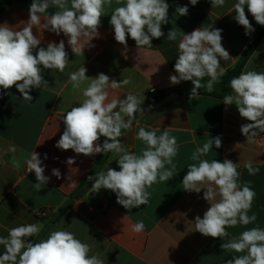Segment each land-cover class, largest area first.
I'll return each instance as SVG.
<instances>
[{"label":"crops","instance_id":"0c3cea01","mask_svg":"<svg viewBox=\"0 0 264 264\" xmlns=\"http://www.w3.org/2000/svg\"><path fill=\"white\" fill-rule=\"evenodd\" d=\"M166 2L169 4V22L162 25L165 36L154 38L151 47L138 49L130 37L126 49L115 41L109 21L112 11L123 6V0L120 3L112 0L111 6L105 7L99 38L91 41L93 47H86L84 55L71 52L68 38L63 33L57 36L46 29L33 28L38 38L43 36L38 47L64 40L69 64L63 73L43 70L48 85L32 89L31 102L24 100L14 86L7 91L0 89V237H7L11 228L22 224L40 226V233L29 238L34 243L46 239L54 230H66L87 243L91 248L89 255H98L104 264H226L233 256L246 254L223 251L220 245L252 227L264 228V133L254 142L247 141L240 131L241 125L247 122L240 117L236 106L225 105L214 95L218 83L212 92L201 88L190 99L192 82L173 85L169 78L176 74L174 65L179 54L178 44L184 33L202 26L222 29V45L233 57L228 61L221 60V66L227 72L244 54L254 37L257 23L246 8L247 18L255 31L245 35L244 27L234 19L233 5L237 0H225L223 6L214 8L210 0H198L195 6L190 0ZM31 3L32 0H28L7 8L0 14V24L7 22L16 28L23 27L29 20ZM185 5L188 14L179 16L176 8ZM54 11L50 8L48 14ZM172 29L177 33L175 41L167 39V33ZM82 66L86 67L89 80L80 89H74L69 74ZM246 71L264 72V37L245 65L243 72ZM99 73L117 82L130 80L127 86L110 89V92L119 99L126 98L129 93L141 100L145 98L142 105L161 91L176 87L183 91L136 116L131 130H122L119 137L122 146L136 154L146 147L136 139L141 127L158 129L157 135L167 129L176 137L178 145V154L173 159L176 166L174 177L153 184L148 189L151 194L148 204L131 210L119 205L111 190L93 192L92 186L85 188L79 198L71 199L98 167L96 158L101 154L85 156L55 146L64 131V115L72 107L79 106L84 99L82 89ZM208 79L205 77L201 83L206 84ZM217 136L221 138V147L213 145L201 159L220 162L229 159L237 163L240 183L248 184L255 192L249 215L257 217L247 226L228 228V236L222 239L205 237L196 231L195 218H203L210 205L203 199V189L200 193L188 192L182 185L187 166L194 163L190 159L192 153ZM104 139L100 138L101 145ZM10 145L15 146V152L8 151ZM33 151L40 154L42 166L46 165L44 175L50 177L40 191L34 187L37 183L35 173L28 172L25 162ZM45 154L47 159H44ZM69 158L75 163L68 164ZM118 158L117 154L110 152L106 162L99 166L98 173L106 172L108 168L119 171ZM249 161L253 168L259 169L255 175H250L244 166ZM52 169H59V179L52 175ZM42 209H47L46 217L38 216ZM139 221H143L145 228L141 233H134L131 226ZM3 251L0 245V254Z\"/></svg>","mask_w":264,"mask_h":264},{"label":"clouds","instance_id":"9594fccd","mask_svg":"<svg viewBox=\"0 0 264 264\" xmlns=\"http://www.w3.org/2000/svg\"><path fill=\"white\" fill-rule=\"evenodd\" d=\"M197 3L198 0H190L193 6ZM210 3L212 8L220 7L225 0H210ZM111 4L112 0H32L29 20L23 27L16 28L7 22L0 24V89L7 91L14 86L24 100L31 102L32 89L48 85L43 70L63 73L69 64L64 40L38 47L43 36L38 38L33 28L46 29L57 36L63 33L68 38L71 52L84 55L86 47H93L91 41L99 38L101 18L105 15V7ZM50 8L55 11L48 14ZM246 8L256 23L264 26V0H237L233 5L234 19L244 27L245 35H250L255 29L247 18ZM188 11L187 5L176 8L179 16L187 15ZM168 13L166 0H123V6L112 11L109 21L115 41L126 49L130 37L138 49L151 47L154 38L165 36L162 25L169 22ZM222 31L202 26L191 33H184L179 41V54L174 65L176 74L169 79L173 85L191 81L194 87L190 99L201 88L212 92L214 85L226 73L221 60L228 61L233 57L222 45ZM167 39H177L174 29L167 33ZM86 72V67L82 66L69 74L68 79L74 89H80L89 80ZM205 77L209 79L203 84L201 81ZM130 82L128 79L121 82L110 80L104 73L91 78L82 89V102L64 115V131L55 145L60 150L71 149L85 156L108 152L117 154L119 171L108 168L106 172L96 173L87 179L93 181V192L111 190L116 195V202L128 210L148 204L151 195L148 189L155 183L174 177L176 166L173 159L178 154L177 139L167 129L157 135L158 129L139 128L136 139L146 145L140 154L129 152L122 146L119 139L122 130H131L136 114L145 111L141 107L145 98L141 100L129 93L126 98L119 99L110 89H119ZM229 83L233 94L224 96L223 103L234 104L240 117L248 121L241 125L240 131L248 142H254L264 133V72H241ZM101 137L105 138L102 145L99 143ZM213 145L221 147L219 136L210 138L192 153L190 159L194 163L187 166L182 185L188 192L200 193L203 189V199L210 205L203 218H195L196 231L205 237L222 239L228 236V228L247 226L256 221L255 214L249 215L255 192L248 184L240 183L237 163L229 159L222 162L201 159ZM8 151L15 152V146L10 145ZM29 155L25 161L27 170L35 173L37 183L34 187L40 191L50 177L44 175L46 165L42 166L40 154L33 151ZM44 159H47V154ZM67 163L75 161L69 158ZM244 166L250 175L259 171L253 168L251 161ZM52 175L57 179L61 177L59 169H52ZM144 228L143 221L131 226L134 233H141ZM40 231L37 224H22L11 228L7 237H0V245L4 248L0 264H104L98 255H89L90 246L77 239L74 233L54 230L46 239L32 242L29 238ZM220 247L223 251L246 253L233 256L226 264H264V228L247 229L238 237L221 243Z\"/></svg>","mask_w":264,"mask_h":264},{"label":"trees","instance_id":"16d2710c","mask_svg":"<svg viewBox=\"0 0 264 264\" xmlns=\"http://www.w3.org/2000/svg\"><path fill=\"white\" fill-rule=\"evenodd\" d=\"M26 1H28V0H5V1L0 3V14L12 5L21 4V3H24ZM263 37H264V26L257 24V29H256V32L254 34V37L252 38L250 44L248 45V47L245 50L242 57L239 59L237 64L232 69L228 70L225 73V75L223 77H221V80L218 83L217 92L214 93V95L216 97L223 100L224 96L229 95V94H233L232 90L230 88V83H229L230 80L233 77L238 76L241 72H243L245 65L247 64L248 60L253 55V53L255 52L257 47L259 46ZM182 93H183V91H182L181 87H176V88L167 89L165 91H161V92L157 93V95L155 97H153L152 99L147 100L143 105H141V107L146 111V110L150 109L151 107H153L154 105L166 100L167 98H170V97L175 96V95H180ZM141 113H143V112H141ZM141 113H137L136 116L140 115ZM246 122L248 123V121H246ZM109 154H110V152H108L106 154L101 153V155L96 158V164L98 167L96 169H94L90 173L89 176H95V174L98 173L99 166L106 162V160L109 157ZM92 183H93V181H89L88 179H86L81 184L79 189L71 196V199L79 198L80 195L82 194L83 190L87 187H91ZM68 205L69 204H67V207H68Z\"/></svg>","mask_w":264,"mask_h":264},{"label":"built area","instance_id":"2783aa9c","mask_svg":"<svg viewBox=\"0 0 264 264\" xmlns=\"http://www.w3.org/2000/svg\"><path fill=\"white\" fill-rule=\"evenodd\" d=\"M90 210H93V209H90ZM47 214H48L47 209H42V210L38 213V216H40V217H46Z\"/></svg>","mask_w":264,"mask_h":264}]
</instances>
